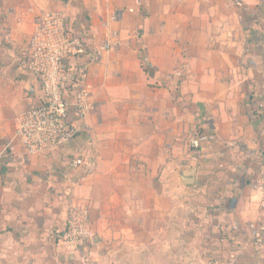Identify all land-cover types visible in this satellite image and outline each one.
Returning a JSON list of instances; mask_svg holds the SVG:
<instances>
[{
  "label": "crops",
  "instance_id": "1",
  "mask_svg": "<svg viewBox=\"0 0 264 264\" xmlns=\"http://www.w3.org/2000/svg\"><path fill=\"white\" fill-rule=\"evenodd\" d=\"M46 11L84 39L67 66L91 110L68 112L80 134L28 155L14 131L41 102L24 60ZM263 160L264 0H0V264H264L248 231ZM74 205L92 238L71 250Z\"/></svg>",
  "mask_w": 264,
  "mask_h": 264
},
{
  "label": "built area",
  "instance_id": "2",
  "mask_svg": "<svg viewBox=\"0 0 264 264\" xmlns=\"http://www.w3.org/2000/svg\"><path fill=\"white\" fill-rule=\"evenodd\" d=\"M84 39L68 33V22L64 12L46 11L34 22L28 42V53L24 67L36 76L41 89V102L22 109L16 118L14 137L25 154L42 152L74 138L84 126L68 122L71 109L82 121L91 110V91L78 73L67 65L72 57L84 53ZM108 49V44L100 50ZM100 51L97 50V53ZM70 89L73 102L70 105L66 92ZM207 141L204 134H194L187 141L190 150H198ZM82 164L79 156L69 163L76 169ZM254 187L260 194L259 217L248 224L250 237L256 241L264 239V160L259 167V177ZM88 208L84 205L70 206L66 222L60 235V243L71 250L90 243L92 234L88 224Z\"/></svg>",
  "mask_w": 264,
  "mask_h": 264
},
{
  "label": "water",
  "instance_id": "3",
  "mask_svg": "<svg viewBox=\"0 0 264 264\" xmlns=\"http://www.w3.org/2000/svg\"><path fill=\"white\" fill-rule=\"evenodd\" d=\"M195 172V167L183 166L179 169L178 174L185 185H192L195 181Z\"/></svg>",
  "mask_w": 264,
  "mask_h": 264
}]
</instances>
